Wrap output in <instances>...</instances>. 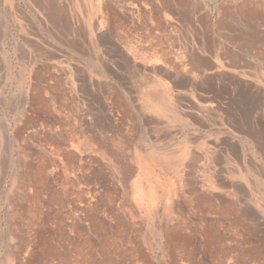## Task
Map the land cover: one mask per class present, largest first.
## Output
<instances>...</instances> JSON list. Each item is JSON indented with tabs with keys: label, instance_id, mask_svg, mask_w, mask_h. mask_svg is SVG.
I'll list each match as a JSON object with an SVG mask.
<instances>
[{
	"label": "rangeland",
	"instance_id": "rangeland-1",
	"mask_svg": "<svg viewBox=\"0 0 264 264\" xmlns=\"http://www.w3.org/2000/svg\"><path fill=\"white\" fill-rule=\"evenodd\" d=\"M175 1L0 0V264H264V0Z\"/></svg>",
	"mask_w": 264,
	"mask_h": 264
},
{
	"label": "crops",
	"instance_id": "crops-1",
	"mask_svg": "<svg viewBox=\"0 0 264 264\" xmlns=\"http://www.w3.org/2000/svg\"><path fill=\"white\" fill-rule=\"evenodd\" d=\"M172 6L173 7H171V9L175 10L180 16L178 20L181 23V28H185L189 30L186 31L187 34H193V35L213 34V32L208 31L210 15L208 14L207 9L203 7V4L201 2L193 1V0H177L173 2ZM227 19L229 20L230 17H228ZM229 22L230 23L228 24L226 31H223L222 34L225 36H243L245 40V41L243 40V42L247 43L245 32L236 31V29L232 26L230 20ZM114 49L115 52H117L120 61L125 63L127 66H130L131 61L127 59V57H124L123 53L119 50V48L116 47ZM241 51L244 50L242 48L239 49L237 51L238 53H236L234 58L243 59L244 55H240ZM190 83L193 82L190 81ZM185 89H190V88H185ZM198 94L200 98L205 99L206 101L212 100L213 98L212 91L209 90L207 87H205V89L199 90Z\"/></svg>",
	"mask_w": 264,
	"mask_h": 264
},
{
	"label": "bare ground",
	"instance_id": "bare-ground-1",
	"mask_svg": "<svg viewBox=\"0 0 264 264\" xmlns=\"http://www.w3.org/2000/svg\"><path fill=\"white\" fill-rule=\"evenodd\" d=\"M37 1V0H36ZM50 1V0H49ZM52 2V1H51ZM50 3V2H49ZM38 4V3H37ZM50 4H52V3H50ZM47 5V4H46ZM38 6V8L41 10V12L42 13H44L45 12V10H46V8L44 9V6L43 5H40V4H38L37 5ZM48 6H51V5H48ZM54 8H55V6H54ZM54 8H52V6L49 8V14L50 15H46L47 16V18L48 19H51V21L53 20V21H57V20H60L61 19V16L60 15H58L56 12H55V10H54ZM9 10V9H8ZM42 13H40V14H42ZM15 14V13H14ZM47 14V13H46ZM15 17L17 16V14H15L14 15ZM45 16V15H44ZM47 19V20H48ZM102 38V37H101ZM2 46H3V43H2ZM117 53V52H116ZM123 60H125V59H123ZM6 99V98H5ZM0 132H1V130H0Z\"/></svg>",
	"mask_w": 264,
	"mask_h": 264
}]
</instances>
